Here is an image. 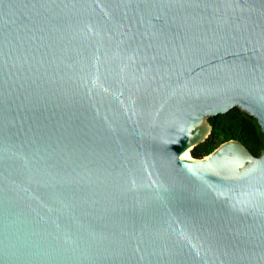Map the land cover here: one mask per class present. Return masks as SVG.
Here are the masks:
<instances>
[{
    "label": "water",
    "instance_id": "obj_1",
    "mask_svg": "<svg viewBox=\"0 0 264 264\" xmlns=\"http://www.w3.org/2000/svg\"><path fill=\"white\" fill-rule=\"evenodd\" d=\"M264 0H0V264H264Z\"/></svg>",
    "mask_w": 264,
    "mask_h": 264
},
{
    "label": "trees",
    "instance_id": "obj_2",
    "mask_svg": "<svg viewBox=\"0 0 264 264\" xmlns=\"http://www.w3.org/2000/svg\"><path fill=\"white\" fill-rule=\"evenodd\" d=\"M213 133L210 139L191 151L195 159L211 155L222 144L229 141L242 142L255 156L264 152V131L259 121L242 109L236 108L227 115L210 119Z\"/></svg>",
    "mask_w": 264,
    "mask_h": 264
},
{
    "label": "bare ground",
    "instance_id": "obj_3",
    "mask_svg": "<svg viewBox=\"0 0 264 264\" xmlns=\"http://www.w3.org/2000/svg\"><path fill=\"white\" fill-rule=\"evenodd\" d=\"M187 154L191 157V159H192V156H191V153L190 152H187Z\"/></svg>",
    "mask_w": 264,
    "mask_h": 264
},
{
    "label": "rangeland",
    "instance_id": "obj_4",
    "mask_svg": "<svg viewBox=\"0 0 264 264\" xmlns=\"http://www.w3.org/2000/svg\"><path fill=\"white\" fill-rule=\"evenodd\" d=\"M192 156V155H191ZM193 158V157H192Z\"/></svg>",
    "mask_w": 264,
    "mask_h": 264
}]
</instances>
